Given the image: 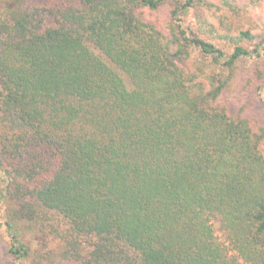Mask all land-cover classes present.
<instances>
[{"label":"trees","instance_id":"trees-1","mask_svg":"<svg viewBox=\"0 0 264 264\" xmlns=\"http://www.w3.org/2000/svg\"><path fill=\"white\" fill-rule=\"evenodd\" d=\"M5 2L8 252L23 264L25 226L69 264H264V126L219 100L235 64L261 56L238 20L264 0ZM195 52L220 70L184 65Z\"/></svg>","mask_w":264,"mask_h":264},{"label":"rangeland","instance_id":"rangeland-1","mask_svg":"<svg viewBox=\"0 0 264 264\" xmlns=\"http://www.w3.org/2000/svg\"><path fill=\"white\" fill-rule=\"evenodd\" d=\"M6 5L5 0H0V9ZM206 13L207 11L204 10ZM160 13L146 11L145 18L156 21L158 25H162ZM207 14V13H206ZM245 19H239L238 23L241 29H249L254 37L251 40H243L242 45L250 51L259 44L262 45L261 56L252 55L242 57L233 69V76L228 86L219 100L227 105L231 114H239L242 117L248 118L255 127L264 126V6L257 7L251 10ZM211 21L215 26H218V21L211 17ZM184 24L199 26L195 15V8H192L189 15L184 18ZM210 37V36H209ZM217 46L223 48L226 52L231 51L233 43L225 41L217 36L209 38ZM203 66L206 73L218 72L220 69L216 66H211L210 58L202 59L195 52L192 59L186 63L195 69L197 63ZM212 67V68H211ZM258 70L262 71L263 76L258 74ZM227 71L223 72L226 73ZM2 208L0 205V222H4L2 216ZM214 228L217 235H221L218 230V225L215 223ZM19 237L29 247V252L21 261L23 264H69L64 261L59 255L58 241L51 237H37V235L25 226L20 228ZM10 245V236L4 225L0 226V264H22L17 258L8 252Z\"/></svg>","mask_w":264,"mask_h":264}]
</instances>
